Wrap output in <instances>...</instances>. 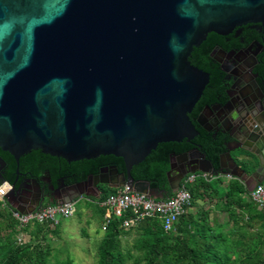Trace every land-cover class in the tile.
Returning <instances> with one entry per match:
<instances>
[{
  "label": "water",
  "instance_id": "95a60500",
  "mask_svg": "<svg viewBox=\"0 0 264 264\" xmlns=\"http://www.w3.org/2000/svg\"><path fill=\"white\" fill-rule=\"evenodd\" d=\"M248 23L264 29V0H0L1 150L17 165L33 150L68 162L114 155L124 171L111 165L89 177L109 175L101 181L109 187L166 197L165 189L135 179L132 167L161 143L199 135L189 114L209 74L192 64V52L209 33L227 35ZM231 88L225 100L205 107L226 132L218 166L199 144L173 154L172 191L188 173L243 179V164L256 160L255 174L264 168V81L257 74L245 81L234 106ZM203 113L196 122L210 131ZM0 179L18 211L40 205L16 204L17 179ZM32 181L41 190L39 179ZM83 183L67 186L70 196L57 202L87 194L78 190Z\"/></svg>",
  "mask_w": 264,
  "mask_h": 264
},
{
  "label": "trees",
  "instance_id": "16d2710c",
  "mask_svg": "<svg viewBox=\"0 0 264 264\" xmlns=\"http://www.w3.org/2000/svg\"><path fill=\"white\" fill-rule=\"evenodd\" d=\"M215 37L217 34L209 33L207 39L194 49L190 57L192 64L210 69L208 53L216 43ZM199 48L202 50L199 51ZM257 68L264 79V54ZM217 74L215 71V75ZM213 82L221 84L219 78H213ZM221 91L222 89H218L207 95L189 114L200 132L198 136L192 141L184 139L181 142L159 144L144 161L132 167L133 177L148 180L153 188L165 189L167 196H172L174 191L170 189L167 180L171 156L191 150L194 144L201 145L207 158L218 166L219 155L226 149L225 137L213 141L212 134L198 125L196 118L205 103L212 102ZM222 98L225 100V95ZM0 156L6 164L3 178L12 184L16 181L18 173L24 171L36 177L46 173L57 184L61 176H68L66 181L69 183L83 181L108 165H117L119 171L125 170L123 159L114 155H100L94 159L68 162L63 158L44 154L40 150H33L20 158L19 165L10 153L2 151L1 148ZM231 182V188L240 192L244 190L237 180ZM208 185L210 184L207 180L197 179L191 187L193 197L200 187L206 188ZM115 190L113 187H105L98 202L105 200L107 195ZM55 203L52 201L45 204ZM101 207L103 206H100V209ZM237 207L239 211L235 206H226L229 225L218 231L209 225L207 218L197 221L195 216L188 212L180 217L175 232H166L158 219H147L134 227L136 235L130 246L122 245V235L126 230L120 226L121 219H115L103 231V237L98 243L97 264H264V209H259L256 205ZM12 209L10 204L3 206L0 201V264H48L50 251L41 250V239L44 237V225H50L38 222L28 224L22 230L27 232L30 238L27 242L18 244L15 235L16 232L19 234L20 230L12 216ZM101 213L103 219L106 207L101 209ZM34 239L39 242L34 244ZM36 252L42 257L37 256ZM55 264L74 263L72 258L67 256L63 260H57Z\"/></svg>",
  "mask_w": 264,
  "mask_h": 264
},
{
  "label": "flooded vegetation",
  "instance_id": "af4514ba",
  "mask_svg": "<svg viewBox=\"0 0 264 264\" xmlns=\"http://www.w3.org/2000/svg\"><path fill=\"white\" fill-rule=\"evenodd\" d=\"M215 39L216 43H214L208 53V58L211 61L209 66L210 69L201 68L209 74V82L197 104L204 100L207 95L213 93L214 91H218V89H222L223 92H218V94H216V98L212 102L205 103L201 111V113L204 111V126L210 127L211 130L208 131L200 124H197L206 130V132L212 134L214 139L213 141H218L225 137V128L223 129L222 127L215 125L214 117L210 115V111L205 109V107L207 105H215L220 99L223 100L222 97L225 95L228 83L231 84V92L233 97H235V100L232 103L234 106V103L239 102L241 93L245 91V88L243 89L245 81L254 78L256 74L264 81L260 70L257 68L261 62V57L264 54V29L260 24L248 23L236 27L227 35L217 34ZM201 50L202 48H199V51ZM256 54L258 55L256 56ZM215 71H217V75H215ZM213 78H219L222 85L217 82H213ZM225 126L226 128L229 127V125ZM235 145H237V143L234 141L230 144L231 147H234ZM5 166V162L0 156V174H3ZM110 166L111 165L104 166L103 174L110 172ZM32 177L36 176L30 174V172L24 171L22 173H18L16 177V190L12 194V199H14L16 204L29 206L38 200L40 205L52 201L57 202L58 200H61L66 196H70L71 194L69 191L64 192L63 189L67 186L80 182L77 181L69 183L66 181L68 176H61L58 178L56 184L48 174L42 173L37 176L41 185V190H39L32 181ZM106 179H109V175L99 176L98 178H95L94 176L88 177L83 180L84 183L78 187V190H83L86 193H94L97 188L100 189L107 187L106 184L101 182ZM96 182L98 183L97 187L95 186Z\"/></svg>",
  "mask_w": 264,
  "mask_h": 264
},
{
  "label": "built area",
  "instance_id": "2783aa9c",
  "mask_svg": "<svg viewBox=\"0 0 264 264\" xmlns=\"http://www.w3.org/2000/svg\"><path fill=\"white\" fill-rule=\"evenodd\" d=\"M222 176L221 173L210 174L208 172L188 173L181 181L180 186L174 191L172 196L155 197L147 193L137 192L130 185L117 187L110 192L106 199L100 204L106 207V213L102 219V230L115 219H121L120 226L123 229L134 228L147 219H158L166 232H175L176 224L180 217L188 212L194 197L191 191L192 185L197 179L210 180ZM233 178L230 174H225ZM249 199L259 209H264V179L249 191ZM0 201L3 206H8V198L0 190ZM76 200L70 202H56L55 204H43L36 209L23 213L17 209H12V216L18 223L20 233L17 235L19 244L27 242L30 235L22 229L31 223H48L55 226L59 223V218H68L75 213Z\"/></svg>",
  "mask_w": 264,
  "mask_h": 264
},
{
  "label": "rangeland",
  "instance_id": "374dc122",
  "mask_svg": "<svg viewBox=\"0 0 264 264\" xmlns=\"http://www.w3.org/2000/svg\"><path fill=\"white\" fill-rule=\"evenodd\" d=\"M93 198L92 195L84 194L76 200L75 213L71 217L59 218L55 227L44 225L41 250L50 251L48 264H55L57 260H63L67 256L72 258L74 264H97V246L104 232L101 226V209ZM125 230L122 245L130 246L136 235L135 228ZM16 235L15 239L19 244ZM37 242L39 241L34 239L33 243ZM36 255L42 257L37 252Z\"/></svg>",
  "mask_w": 264,
  "mask_h": 264
},
{
  "label": "crops",
  "instance_id": "0c3cea01",
  "mask_svg": "<svg viewBox=\"0 0 264 264\" xmlns=\"http://www.w3.org/2000/svg\"><path fill=\"white\" fill-rule=\"evenodd\" d=\"M233 154L237 155V152ZM256 162L255 160L247 165L243 164V167L246 169L245 178L243 179L234 177L229 178L225 176V173H221L222 176L208 180L210 185L206 188L203 186L200 187L198 192L194 194V200L191 207L188 209V213L193 214L197 221L207 218L209 220V225H212L213 228L218 231L229 223L226 206H235L238 211L240 209L237 206H255V204L250 201L248 194L255 184L264 179V168L256 174L254 173ZM232 180H237L239 184L243 186L244 190L240 192L238 189L231 188L230 184ZM102 189L105 190V188H97L94 193H87V195H92L94 197L93 199L96 200L99 207L101 204L98 200L102 195ZM11 207L16 209L15 206ZM102 208L103 207H101V209ZM103 234L104 233H102V237Z\"/></svg>",
  "mask_w": 264,
  "mask_h": 264
}]
</instances>
